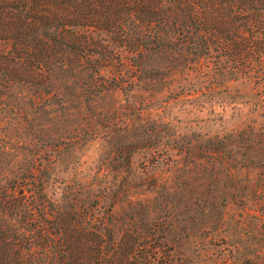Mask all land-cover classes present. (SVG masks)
Segmentation results:
<instances>
[{"label":"trees","instance_id":"1","mask_svg":"<svg viewBox=\"0 0 264 264\" xmlns=\"http://www.w3.org/2000/svg\"><path fill=\"white\" fill-rule=\"evenodd\" d=\"M161 53L263 86L264 0H0V264H178L152 216L46 189L64 113Z\"/></svg>","mask_w":264,"mask_h":264},{"label":"rangeland","instance_id":"2","mask_svg":"<svg viewBox=\"0 0 264 264\" xmlns=\"http://www.w3.org/2000/svg\"><path fill=\"white\" fill-rule=\"evenodd\" d=\"M145 65L64 113L78 139L48 155V193L152 216L178 264H264V85L206 55Z\"/></svg>","mask_w":264,"mask_h":264}]
</instances>
